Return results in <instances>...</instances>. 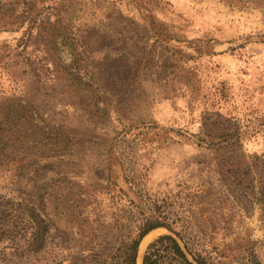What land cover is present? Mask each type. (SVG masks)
Instances as JSON below:
<instances>
[{"label":"rangeland","instance_id":"rangeland-1","mask_svg":"<svg viewBox=\"0 0 264 264\" xmlns=\"http://www.w3.org/2000/svg\"><path fill=\"white\" fill-rule=\"evenodd\" d=\"M7 1L25 18L0 27V120L10 119L0 140V264H118L148 216L177 221L182 246L207 264H251V252L264 264V215L250 197L260 185L251 165L264 159V7ZM27 90L29 110L9 117L7 96ZM32 208L46 219L40 229L49 223L44 236ZM167 233L150 231L142 257Z\"/></svg>","mask_w":264,"mask_h":264},{"label":"trees","instance_id":"trees-1","mask_svg":"<svg viewBox=\"0 0 264 264\" xmlns=\"http://www.w3.org/2000/svg\"><path fill=\"white\" fill-rule=\"evenodd\" d=\"M227 2H230L229 0H226ZM18 2V1H17ZM27 0H23V3H26ZM250 2L256 3L258 5H261L264 7V0H250ZM231 3V2H230ZM10 2L7 0H0V27L9 29L11 28L16 22L20 24L23 23L24 13L20 12L19 14L15 13H10L7 12L10 7H9ZM140 10L142 15L146 13V9L142 2H140ZM147 15V14H145ZM144 15V22L147 25V27L154 32H161L160 27L156 25L158 22L157 20H147V17ZM24 44L22 45L23 48H27L28 46V39L23 40ZM3 57H6L4 55L0 56V59H3ZM29 90L26 91V94H23L22 96H16V95H11L7 96V99L5 101V107H7V111L5 112L6 114L11 116L10 113H13L14 115L17 113V115H20V112H24L29 110L28 108V103L31 102V97L28 96ZM4 104V103H2ZM22 119L18 117L17 121H21ZM7 122H10L9 118H3V120H0V140H3L4 138H10L9 135H5V130L7 128L4 126ZM32 121H29L31 123ZM33 126H30L29 128L32 129ZM4 132V134H3ZM41 139L46 140V141H52L53 139L56 138L53 134L49 135H42ZM207 144V141L204 139V141ZM212 143V142H211ZM110 152L111 148H110ZM31 162V161H29ZM3 162L0 161V164ZM123 164L120 161V168L122 169ZM251 168L254 169L255 171L260 173L259 176V189L253 190L252 193L250 194V197L252 200L255 202L259 203L261 205V210L263 211L264 215V159L256 157L253 164L251 165ZM190 188V187H189ZM129 189L131 187L129 186ZM135 200V197H131V202L133 203ZM61 202H63L61 200ZM64 208V205H62ZM74 209L77 208V206H72ZM30 216L34 218V222L37 221L38 227L37 231L40 233L41 236H44V233L46 232L45 230L48 229L49 223L46 222L43 224V228L40 229L41 227V222H44L46 219L37 211H35V208L32 210L30 209L28 211ZM80 214V211H79ZM78 214V215H79ZM77 215V216H78ZM36 220V221H35ZM177 221L173 220L171 222H165L159 219H153L152 216L145 217L143 221L139 224V226L136 228V235L129 238L127 241H125L121 246H120V252L118 255V264H137V254H138V249L140 242L142 238L152 229L156 227H166L170 231L174 232L176 235L180 236L183 239V235H181V231L177 230L174 227V224ZM221 228H217L216 226L212 227L211 233L213 234L215 231L220 230ZM42 230H44V233H42ZM213 248L220 251V254L222 256H228L225 246L221 247V245L218 243H214ZM188 251V250H187ZM190 251V254L193 257L192 261L189 256L187 255V252L184 250V248L181 246L179 241L177 240L176 237H174L171 234H163L159 236L157 239L149 243L147 246L143 258H142V264H162L163 261L169 260L171 262L173 261H178L181 264H207L206 261L201 257V255H197L193 251ZM188 251V253H189ZM251 264H263L261 260L258 258L257 254L255 252H251Z\"/></svg>","mask_w":264,"mask_h":264},{"label":"water","instance_id":"water-1","mask_svg":"<svg viewBox=\"0 0 264 264\" xmlns=\"http://www.w3.org/2000/svg\"><path fill=\"white\" fill-rule=\"evenodd\" d=\"M156 228H165V229H166V230L169 232V233H167V234H171V235H173L174 237H176V238H177V240H178V241H179V243H180V240H179V238H178V237L175 235V233H174V232L170 231L168 228H166V227H163V226L156 227ZM156 228H154V229H156ZM152 230H153V229H152ZM152 230H150V231H152ZM150 231H149V232H150ZM149 232H148V233H149ZM148 233H147V234H148ZM147 234H146V235H147ZM146 235H145V236H146ZM145 236H144V237H145ZM144 237H143V238H144ZM143 238H142V240H143ZM142 240H141V242H142ZM141 242H140V244H141ZM180 244H181V243H180ZM181 246H182V244H181ZM139 247H140V245H139ZM182 247H183V248H184V250L187 252V255L189 256V258H190L192 261H194V260H193V258H191V257H190V255H189L188 251L185 249V247H184V246H182ZM138 255H139V249H138L137 259H138ZM142 258H143V257H142ZM194 263H195V264H197L196 262H194Z\"/></svg>","mask_w":264,"mask_h":264},{"label":"bare ground","instance_id":"bare-ground-1","mask_svg":"<svg viewBox=\"0 0 264 264\" xmlns=\"http://www.w3.org/2000/svg\"><path fill=\"white\" fill-rule=\"evenodd\" d=\"M142 243H143V241L141 242V245L139 248L138 263L137 264H142Z\"/></svg>","mask_w":264,"mask_h":264}]
</instances>
